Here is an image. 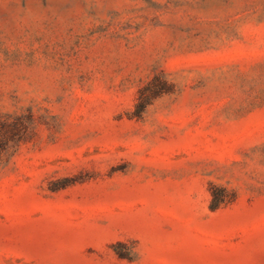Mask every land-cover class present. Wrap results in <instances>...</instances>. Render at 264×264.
<instances>
[{
  "label": "rangeland",
  "instance_id": "obj_1",
  "mask_svg": "<svg viewBox=\"0 0 264 264\" xmlns=\"http://www.w3.org/2000/svg\"><path fill=\"white\" fill-rule=\"evenodd\" d=\"M0 264H264V0H0Z\"/></svg>",
  "mask_w": 264,
  "mask_h": 264
},
{
  "label": "trees",
  "instance_id": "obj_2",
  "mask_svg": "<svg viewBox=\"0 0 264 264\" xmlns=\"http://www.w3.org/2000/svg\"><path fill=\"white\" fill-rule=\"evenodd\" d=\"M146 105V102L142 101V103H140V110L139 111H142L143 107ZM220 202V198L218 196H215L214 195V204L212 206V209H214L216 207V205Z\"/></svg>",
  "mask_w": 264,
  "mask_h": 264
}]
</instances>
